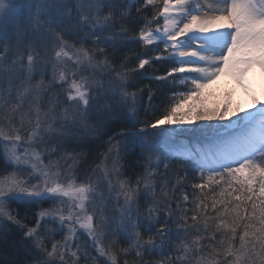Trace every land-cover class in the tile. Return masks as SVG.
Here are the masks:
<instances>
[{
	"label": "snow or ice",
	"instance_id": "1",
	"mask_svg": "<svg viewBox=\"0 0 264 264\" xmlns=\"http://www.w3.org/2000/svg\"><path fill=\"white\" fill-rule=\"evenodd\" d=\"M256 66L264 0H0V264H264Z\"/></svg>",
	"mask_w": 264,
	"mask_h": 264
},
{
	"label": "rangeland",
	"instance_id": "2",
	"mask_svg": "<svg viewBox=\"0 0 264 264\" xmlns=\"http://www.w3.org/2000/svg\"><path fill=\"white\" fill-rule=\"evenodd\" d=\"M259 75L264 76V71H262L258 66H256L248 74V79L251 82L252 87L255 91L256 98L258 100L264 101V96L260 95L259 89L257 88V81ZM209 85H210L209 90L204 91L205 100H207L206 103L209 107H211L212 104L213 107L217 106L216 102L211 101V99L214 97V100H216V96H219V94H222L223 92H228L231 99V104L229 107V115H231L232 112H235L237 110L236 105H238V109H244V106H242L240 102L241 96L245 97L244 101L250 104V108L253 106L252 95L248 91H246L244 87L237 84L236 81L230 75L227 74L221 75ZM229 96L225 97L224 99H221L219 106L222 107L225 100L228 99ZM95 150L96 147H93L92 153H94ZM104 150L105 147H102L101 152H103ZM48 206L49 205L47 204L43 205V207H48Z\"/></svg>",
	"mask_w": 264,
	"mask_h": 264
},
{
	"label": "trees",
	"instance_id": "3",
	"mask_svg": "<svg viewBox=\"0 0 264 264\" xmlns=\"http://www.w3.org/2000/svg\"><path fill=\"white\" fill-rule=\"evenodd\" d=\"M156 67L159 68L160 65H156ZM149 83H150V82H149L147 79L143 80V84H144L145 86L149 85ZM209 87H210V85H208V87H207L206 89H204V91L209 90ZM165 94H167V89L165 90ZM228 96H229V93H228V92H223L222 94H219V96H216V100H214V97H213V98L211 99V101L216 102V105H219V104H220V100H221V99H224L225 97H228ZM161 99H163V96H159V95H158V98L155 99L152 103H153L154 105H159V104L161 103ZM206 101H207V100H205V102H206ZM144 103H145V105L148 104V98H147V95H145V97H144ZM221 103H222V101H221ZM211 107H213V104H212ZM236 108L238 109V105H236ZM100 143H101V142H97V145H99ZM94 147H96V150H95L94 153H92L93 157L97 156V155H98L99 153H101V151H102V147H101V146H94ZM132 159H135V157H133ZM42 206H43V205H42ZM13 207H17V206H16V205H13ZM38 210H39V207H38V206L33 208V211H38ZM21 214L23 215V211H21ZM28 215H29V218H31V212H29Z\"/></svg>",
	"mask_w": 264,
	"mask_h": 264
},
{
	"label": "bare ground",
	"instance_id": "4",
	"mask_svg": "<svg viewBox=\"0 0 264 264\" xmlns=\"http://www.w3.org/2000/svg\"><path fill=\"white\" fill-rule=\"evenodd\" d=\"M257 88L259 89L260 95L264 96V76L263 75L258 76ZM244 98H245L244 96H241L240 98L241 105L244 106V109H249L250 104L246 103V101H244Z\"/></svg>",
	"mask_w": 264,
	"mask_h": 264
}]
</instances>
